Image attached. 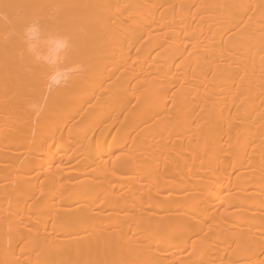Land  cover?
I'll list each match as a JSON object with an SVG mask.
<instances>
[{
    "label": "bare ground",
    "instance_id": "bare-ground-1",
    "mask_svg": "<svg viewBox=\"0 0 264 264\" xmlns=\"http://www.w3.org/2000/svg\"><path fill=\"white\" fill-rule=\"evenodd\" d=\"M0 264H264V0H0Z\"/></svg>",
    "mask_w": 264,
    "mask_h": 264
}]
</instances>
